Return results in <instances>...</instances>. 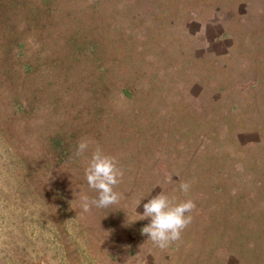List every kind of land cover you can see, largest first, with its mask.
<instances>
[{
    "label": "rangeland",
    "instance_id": "374dc122",
    "mask_svg": "<svg viewBox=\"0 0 264 264\" xmlns=\"http://www.w3.org/2000/svg\"><path fill=\"white\" fill-rule=\"evenodd\" d=\"M214 5L0 0V264H264V38ZM96 146L121 199L82 213ZM161 191L196 205L164 250Z\"/></svg>",
    "mask_w": 264,
    "mask_h": 264
},
{
    "label": "clouds",
    "instance_id": "9594fccd",
    "mask_svg": "<svg viewBox=\"0 0 264 264\" xmlns=\"http://www.w3.org/2000/svg\"><path fill=\"white\" fill-rule=\"evenodd\" d=\"M90 142L81 139L76 147L75 156H83L89 150ZM124 171L118 166L115 157L106 154L96 146L91 152L87 166L84 169V179L88 188L96 195L79 196V207L82 213L91 212L92 208L103 209L120 202L121 194L115 189L121 183ZM182 193L187 195L191 182L184 181L179 185ZM141 201H137V207ZM192 199L176 202L163 191L157 193L143 203L141 220L149 222L141 228V235L146 236L154 246L164 250L182 238V233L192 222V211L195 208Z\"/></svg>",
    "mask_w": 264,
    "mask_h": 264
},
{
    "label": "crops",
    "instance_id": "0c3cea01",
    "mask_svg": "<svg viewBox=\"0 0 264 264\" xmlns=\"http://www.w3.org/2000/svg\"><path fill=\"white\" fill-rule=\"evenodd\" d=\"M227 4H231L229 11L223 9L230 7ZM214 6L216 8L214 11L215 18L229 15L233 17V20L244 24V29L247 32H258L253 37L264 38V0H236V2L233 0H215ZM221 22L222 20L218 19L214 25L217 27Z\"/></svg>",
    "mask_w": 264,
    "mask_h": 264
}]
</instances>
